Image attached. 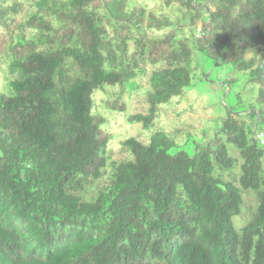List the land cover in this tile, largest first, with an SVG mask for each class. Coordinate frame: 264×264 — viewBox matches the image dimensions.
<instances>
[{
    "label": "trees",
    "instance_id": "16d2710c",
    "mask_svg": "<svg viewBox=\"0 0 264 264\" xmlns=\"http://www.w3.org/2000/svg\"><path fill=\"white\" fill-rule=\"evenodd\" d=\"M23 2L0 0V29L19 30L0 55L9 73L0 89V264H264V0H164L177 4L175 20L133 0H30L18 21ZM186 26L191 36L179 37ZM194 50L204 77L225 65L248 76L255 101L224 102L204 137L188 132L178 143L160 129L148 143L124 139L129 157L110 162L94 92L136 88L146 73L139 61L165 62L151 72L147 113L127 115L151 129L160 106L194 87ZM222 81L224 93L237 82ZM103 103L128 109L121 94ZM239 159L237 184L224 173ZM250 190L258 204L238 229Z\"/></svg>",
    "mask_w": 264,
    "mask_h": 264
},
{
    "label": "rangeland",
    "instance_id": "374dc122",
    "mask_svg": "<svg viewBox=\"0 0 264 264\" xmlns=\"http://www.w3.org/2000/svg\"><path fill=\"white\" fill-rule=\"evenodd\" d=\"M22 10L17 16V20L25 18L28 10H30V0H23ZM135 3H139L146 7L148 10H152L159 15H167L173 20L177 18L179 14L177 11V4L172 8H167L164 4V0H133ZM179 5V4H178ZM186 11V8H182ZM30 12V11H29ZM200 26V23L198 24ZM110 32L112 29L108 27ZM169 29L164 30H151L148 32L149 36H163ZM19 30L16 24L11 25L10 31L5 28L0 29V55L4 54L5 46L9 43L15 33ZM32 30L26 31L27 35H31ZM197 33V31H196ZM179 37H190L191 27H180L178 32ZM191 44V43H190ZM134 41H129V48L131 52L134 51ZM192 46V44H191ZM254 50H250L246 53V57H251ZM198 60L201 62L198 63ZM203 57L196 50L192 52V65L191 74L193 77L194 87L187 89L179 96L174 97L170 104L160 106L158 116L154 122V126L151 129H145L141 123L130 124L127 121V115L131 113H147L148 102L146 99V91L151 88L150 75L154 69L159 66L163 67L166 63H161L158 66L145 65L142 61H139V66L145 68L146 73L136 78V88L128 87L121 88L107 87L104 91L97 90L93 96L95 99L94 109L105 117L107 122L104 124L106 130L112 135L109 146L108 156L109 161H121L129 157V154L121 146V141L130 137H134L144 143L150 141L151 135L155 130H164L171 137H173L178 143H183L187 138V133L195 134L197 137H204L205 132L212 134L216 128V121L225 115L224 102L226 104L237 103V96H241L246 103L254 102L257 95V86L247 82L248 76L243 72H232V68L229 66L219 67L217 70H213L210 75V79L203 76L205 67L202 64ZM193 66V67H192ZM8 68L5 63L2 64V70L0 71V89H4L6 83V76L8 75ZM209 75V73H207ZM226 77H234L236 83L231 85L226 84L228 90L231 92L224 93L223 86L220 85L223 79ZM215 81V83L210 82ZM121 94L123 99L127 102L128 109L126 112L109 111L105 108L103 100L107 98H113L116 95ZM228 149L233 157H238V150L234 145L228 144ZM240 159L238 164L232 171L224 173V177L229 180H234L239 184L240 175ZM111 168L108 167V172ZM108 182V173L99 181L95 182L89 187V191L95 193L98 187L105 185ZM4 193V192H3ZM7 197L8 204L11 202ZM244 205L243 212L240 216L234 218L235 225L239 229L241 228L252 216L255 211L258 200L254 192H243ZM27 232L39 235V231L32 228L30 231L27 228Z\"/></svg>",
    "mask_w": 264,
    "mask_h": 264
},
{
    "label": "built area",
    "instance_id": "2783aa9c",
    "mask_svg": "<svg viewBox=\"0 0 264 264\" xmlns=\"http://www.w3.org/2000/svg\"><path fill=\"white\" fill-rule=\"evenodd\" d=\"M199 33H201V28L200 27H198V29H197V35H199ZM257 139L259 140V142L262 145H264V132H259L257 134Z\"/></svg>",
    "mask_w": 264,
    "mask_h": 264
}]
</instances>
